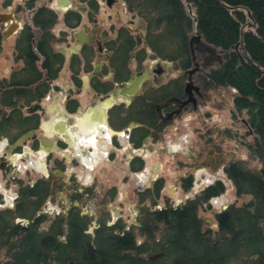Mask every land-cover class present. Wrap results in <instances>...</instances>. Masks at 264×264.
Returning a JSON list of instances; mask_svg holds the SVG:
<instances>
[{"label": "trees", "instance_id": "obj_1", "mask_svg": "<svg viewBox=\"0 0 264 264\" xmlns=\"http://www.w3.org/2000/svg\"><path fill=\"white\" fill-rule=\"evenodd\" d=\"M37 1H25L26 8L32 10L30 26L26 25L19 31L15 42L14 58H21L23 65L13 71L9 79H0V104L8 108V116L0 119V133H6L13 127L25 129L35 125L37 116H22V106L44 96L49 82L58 75L64 63L62 53L52 47L54 36L49 30L56 21V15L42 4L36 6ZM122 1L127 11L135 13L144 23V40L154 57L169 60L181 69L189 68L192 60L188 39L192 32L198 33L206 44L217 48L219 60H214V65L200 73L201 86L204 89L230 86L236 90L232 98L233 107L236 112L244 110L246 122L253 132L249 150L264 160V0ZM87 4L90 9H96L93 0H88ZM186 5L191 7L192 15L187 13ZM62 21L66 28H71L80 21V16L68 11ZM245 25L248 28L242 30ZM114 34V38L104 43L109 52L112 77L107 80L92 77V90L97 93L109 91L114 82L124 80L129 74L128 61L136 42L124 27L115 29ZM144 56L142 48L135 51L138 67ZM77 62L72 55L71 68ZM180 79L171 78L137 98L143 100L149 96L158 99L168 93L179 94ZM74 80L78 83L75 77ZM75 106L73 103L69 108L74 109ZM133 117L139 122L152 124L151 102L143 100L142 107L134 111ZM145 135L146 129L142 126L133 130L137 145ZM141 166L139 160L132 169ZM224 171L234 185L235 194L247 193L251 198L240 205L230 203L216 212L215 230H200L195 216L196 198L147 212V220L140 221L139 231L144 240L139 243L130 231L122 230L121 234H115L102 222L92 237L84 234L81 229L87 218H79L76 214L74 223H70L71 240L69 237L66 244L58 243L53 237V227L47 232L36 233L35 223L40 221L39 217L24 228L25 245L12 253L15 262L10 264H18L19 261L46 263L56 255L60 264H66L68 258L74 264H228L229 259L238 254L245 257L237 264H264V172L247 168L240 160L229 162ZM158 189L159 185H155V193ZM221 189L218 181L207 186L202 192V200ZM21 194L24 201L15 209L29 216L31 206L37 207L43 194L40 196L34 187L22 188ZM148 222L162 226L160 237L156 238L147 228L151 225ZM156 252H161V255L152 260L137 256L139 253Z\"/></svg>", "mask_w": 264, "mask_h": 264}, {"label": "rangeland", "instance_id": "obj_2", "mask_svg": "<svg viewBox=\"0 0 264 264\" xmlns=\"http://www.w3.org/2000/svg\"><path fill=\"white\" fill-rule=\"evenodd\" d=\"M25 1L0 0V13L14 14L20 26L30 24L31 12L26 8ZM87 1L38 0L35 3L36 6L40 4L46 6L56 15V21L49 30L54 36L52 47L63 53L64 63L42 99L38 103L22 108L26 113L37 112L42 120L49 117L50 107L63 108L65 100L75 98L78 109L68 116L72 132L79 129L75 122L77 115L101 97L95 95L82 80L84 77L88 79L90 74H97L101 78L110 75V71L107 75L101 74L100 71L102 64L107 65L108 53L104 50L103 41L114 38L115 29L118 27H124L136 42L128 63L131 73L135 72L136 66L132 54L139 47H143L145 51L140 70L146 73V79L139 85L138 92L144 90L146 86L159 85L183 72L172 62L152 57V52L144 41V23L135 13L127 11L122 0H93L96 9H90ZM66 9L76 10L80 14V23L72 29L65 28L62 21ZM247 23L250 25V22ZM248 25L243 26L242 30L247 29ZM2 27L3 25H0V28ZM77 33L84 35L85 39L82 42L86 45L85 52L90 58L88 71H84L83 68L77 70L81 80L80 86L73 84L68 64L72 52L79 57L80 67L86 60L78 49L82 42L77 40ZM192 34L193 32L190 35ZM15 35L1 43L0 77H7L12 69L21 65L20 60H14L12 57ZM194 60L200 63V72H203L214 65L215 58L205 51L194 49ZM192 66L193 64L190 67ZM199 77V73L194 74L192 80L201 86ZM180 82L183 84L186 82V73L182 75ZM201 91L194 108L188 105L180 114L172 116L157 128H149L150 132H154V136L144 139L138 148H131L126 134L103 138L99 133H95L97 157L91 167H85L79 155L73 153L67 144L59 145L55 149L56 152L45 156L47 170L51 165L57 164L65 174L73 172L71 177L73 179L66 181L63 186H56L55 176H47V173L46 176L42 175V178L49 182L50 191L42 204L45 215L40 227H47L57 217L64 218L69 198L75 204L70 208L73 212L85 213L87 227L91 232L98 228L101 222L104 224L119 222L133 232L140 242L144 240V235L139 231L140 221L147 220L145 219L147 212L163 206L179 205L196 198L198 204L195 216L199 220L200 230H215L216 212L230 203L240 205L251 198L247 193L235 194L234 185L225 173L224 166L230 161L240 160L247 168L263 169L264 172V160L249 150L248 144L253 141V133L244 125L243 120L246 118L244 110L236 113L230 110L236 90L230 86H218L210 89L201 88ZM23 134L11 142L12 150L0 147V161L2 156L6 159L11 156L10 150L20 151L13 167L4 171L0 169V190L6 191L10 197L15 195L19 184L33 182L41 176L36 168L27 163V156H23L24 148L33 149L34 139L38 142L41 139L56 138L54 134L46 135L38 127L22 136ZM74 135L78 137L76 133ZM0 141L4 142L1 136ZM88 146L86 143L84 150L91 151L92 148ZM74 148L79 147L76 145ZM134 154L138 155V161L142 162V166L137 170L129 168V160ZM54 156H57V162ZM28 157L35 160L36 155L29 151ZM68 157L71 158L69 161ZM216 181L222 185L220 192L202 200L203 190ZM70 185L80 189L81 193L67 194L66 188ZM155 185H159L157 193ZM222 205L225 207L221 208ZM58 209L60 213L56 215ZM147 228L152 230L156 238L160 237L162 232L160 224L147 225ZM12 239L15 240L14 237ZM140 255L146 257L148 254ZM6 257L8 254L1 247L0 258ZM244 257L239 254L233 256L228 264H237L243 261Z\"/></svg>", "mask_w": 264, "mask_h": 264}, {"label": "flooded vegetation", "instance_id": "obj_3", "mask_svg": "<svg viewBox=\"0 0 264 264\" xmlns=\"http://www.w3.org/2000/svg\"><path fill=\"white\" fill-rule=\"evenodd\" d=\"M85 4H86V1H85ZM28 10H30V9H28ZM68 11L75 12L80 16V14L76 10H73V9H66L64 11V14ZM30 12L32 14V10H30ZM2 13H6V12H2ZM30 18H31V16H30ZM17 23H18V21H17ZM79 23H80V21L76 25H78ZM0 25H3V27L0 28V47H1V43L4 39H7V38L11 37L12 35L16 34L15 39H14V43H13L12 57L14 60H20L21 61V65L15 69H12L9 72L7 77H0V79H9L11 73L13 71L18 70L23 65V61L21 58H14L15 42H16V38L18 36L19 31H21L23 29V27L26 25L30 26V24L26 23V24H23V26H20L18 23V29L6 38L2 37V32L6 30V27L8 24L5 22H0ZM75 26H73L71 28H67V29H72ZM76 38H77V40H81V42H82V40L85 39V37L82 33H77ZM110 39H112V38H110ZM110 39H106L105 41H103L104 50L108 53L107 65L102 64V67L100 70L101 74H103V75H107L108 71H110V75L109 76L107 75V76H104L103 78H101L97 74H90L88 79L84 77L82 80L84 82V84L87 87H89V89L95 95H100L101 97H100V99L95 100L94 101L95 103H93V105L86 106L85 109L83 111H81V113L79 115H77V117L75 118V122L78 125V128H79L78 130H74V132L71 131L72 126L70 125V120L68 118L69 115H71L73 112H75L76 109H78V102L75 98H68L67 100H65L63 108L58 107V106L50 107L49 112H48L49 117H47L46 119L40 120L39 114L37 112L26 113V112L22 111L21 112L22 116L29 115V114H34L37 116L35 125L32 127H29V128H25V129H19L20 127H13L11 129H9L6 133H0V136L3 137V139H4V142L0 141V147L1 148H6V147L11 148V150L13 148L12 147L13 145H11V142L13 140H15V138L18 135L24 133L22 135V136H24L26 134V132H30L31 130H33L36 127H38L39 130L44 132L46 135L54 134V136L56 137L55 139H41L38 142L36 139H34L33 149L30 147L24 148L23 156L24 157L27 156V159H28L27 163L30 164L32 167L36 168L40 172L41 176L39 178H36L33 182H26L23 184L22 183L19 184L17 186L15 195L12 197H10V195L7 194L6 191L0 190V248L3 247L5 253L8 254V257L0 258V264H10V262H12V261L15 262V258L12 256V253L15 252L17 250V248L25 245L24 237H25L26 231L24 230V228L29 226V224L34 222L37 218L40 217V221H38V223L37 222L35 223L36 233L37 232L38 233L47 232L48 229L53 227V229L55 231V233L53 234L55 242H58V243L60 242V243H64V244H66L68 242L69 237H70V240L72 238V236L69 235V233L71 230L70 229V223L71 222L74 223V219H73L74 214H76L79 218H82V219L86 218L85 213L79 214L78 212H76V211L73 212L70 209L71 207L75 206V204L73 202H71L72 199L68 198V208H67V212L65 213L66 214L65 217L64 218L62 216L57 217L47 227H45V228L40 227V224L44 220V215H45L44 214L45 211H44V209H42V204H43L47 194L50 191L49 182H47V180L45 178H42V175L46 176L45 173H47V176H53V177L55 176L56 181H57L56 186H63L66 181H69V180L72 181L71 179H73V178H71L73 175L72 174L73 172L65 174L63 172V169L57 164L51 165L50 169L47 170V166H46L47 164L45 162V159H46L45 156H48L50 153L56 152L55 149H57L59 145L67 144L69 146V148H71L73 153L76 152L79 155L78 157L84 162L85 167L86 166L91 167L93 165V162L96 161V157H97L96 156L97 155L96 154L97 153V147L95 144V140H96L95 133H99L100 135H102L103 138H107L110 136H112L114 138L115 135L126 134L128 141L131 144V148H138L143 143L144 139H146L147 137H150V136H154V132H150L149 128H157L159 125H162L164 121L170 120L172 116L180 114L181 110L186 108L188 105H190L192 108H194L196 106V103L198 101L197 97L200 96V94L202 93L201 88L204 89L202 86L195 84L192 80V76L194 74H198V73L200 74L201 73L200 72V66L201 65H200V63H197V62H195L196 63V69L190 74V79L192 80V84H195L198 87V92H195L192 89H190V91L192 92V95H193L192 98L189 99L188 94L184 93V90H183L184 84L183 83H181V91L179 94L168 93V94H166L163 97L158 98V99H152L149 96H147V98L146 97L143 98L145 103L151 102V104H152L153 115H154V122L152 124H145V123L139 122L138 119H135L133 117L134 111L137 112L140 109V107H142L143 100H139V98H137V97H138V95H143V94L147 93V91H152L150 89H155V88L160 87L161 85L167 83L171 78H175V77H171L167 81L160 83L159 85H156V86H146L143 88L144 90L138 92L139 85L142 83L143 80L146 79V73H144L143 71L140 70L141 67L140 66L138 67L137 62H136V66L134 69L135 72L131 73V69H130L129 64H128V68H129L128 76L124 80L114 82L112 85V88L109 91H107L105 93H97V92L93 91L92 86H91L92 82H93L92 77H97L99 80H107V79H111V77H112L113 70L109 66V61H108L109 52L106 49V47L104 46V43ZM79 45H80V47L78 49L80 50V53L84 56V58H86V60H84V62H83V65H81V67L79 66L80 59L73 52L71 53L70 59L68 61V64H70L72 55L78 61L77 64L72 65V68L69 65V67H70V69H69L70 70V78H71V80L75 86H80V83H81L80 82L81 80H80V77L78 75L77 70H79L80 68H83L84 71H88L90 69L89 68L90 67V64H89L90 58L87 56V53L85 52L86 45L83 44V42H82V44H79ZM135 47H136V45H135ZM139 48L143 49V47H139ZM133 49H134V47H133ZM138 49H136V50H138ZM57 51L61 52L60 50H57ZM134 54L135 53L132 54L133 58H134ZM62 55H63V53H62ZM152 57H154V56L152 55ZM157 58H159V57H157ZM159 59L169 61V60L162 59V58H159ZM202 60L204 61V58ZM169 62H171V61H169ZM128 63H129V61H128ZM202 63H204V62H202ZM140 64H141V61H140ZM187 69H182L183 70L182 74L179 76L177 75V77L182 78V75H184L186 73V80H187V75H188ZM56 77L54 79H56ZM74 77L78 80V83L74 80ZM54 79H52L49 82V86ZM0 92H1V89H0ZM40 100L34 101L32 103H38ZM32 103H30V104H32ZM73 103H76V106L74 107V109H70L69 107ZM29 105H24V106H22V108L29 106ZM230 110L232 112L236 113V111L233 107V104H232V107L230 108ZM7 111H8V108L6 106L0 104V119H1V117L8 116ZM243 122H244V125L246 127H248L249 130H251L250 127L248 126L247 122H246V118H244ZM140 126H142L143 128L146 129V135L142 138L141 142L137 145L136 141H135V137L133 136V130L137 127H140ZM74 133H76V136H78L77 138L75 137ZM7 139H9V140L7 141ZM75 139L79 140L80 144H82L83 147H80L77 145L79 148H74V146H76ZM86 143L89 145L88 147L92 148L91 152L93 154V158L91 160H87V158H86V152L90 153V150H84ZM30 145H32V144L30 143ZM81 148H82V150L80 151L79 149H81ZM11 150H10L11 156L9 158L6 159L5 156H2V158H1L0 169L3 171L5 169L9 170L11 167H13L15 162H16V158H17L18 154H20L19 153L20 151H18V150H13V151H11ZM29 151H33L35 153V155H36L35 160H32L30 157H28ZM54 158L56 159V162H57L58 161L57 156H54ZM69 159H71V158L68 157V161H69ZM230 162H232V161H230ZM129 163H130V165H129L130 169H132V167H136L137 163H138V155L134 154L132 156V158H130ZM132 170H137V168L132 169ZM84 178H86V174L84 175ZM205 181L207 182L208 178H206ZM24 187H29V188L34 187L37 191H39L40 196L43 194L39 205L37 207H36V205L31 206L32 209H31V213L29 216H27L24 213L20 214L15 209V206L17 204H21L24 201V200H22V197H21L22 196L21 189ZM0 189H1V187H0ZM66 190H67V194H70V195H73L74 193H78V194L81 193V190L75 189V186H73V185H70L68 188H66ZM60 194H62V193H59V195ZM52 196H54V195H52ZM39 197L37 200H39ZM59 203L63 204L62 201H59ZM59 210L60 209H58V211L55 212L56 215H58L60 213ZM87 222L88 221L85 219L84 224H82L83 228L81 229V232L84 234H89V236L92 237L93 232L101 227V223H99L100 226L98 228H95L91 232L89 230V228L87 227L88 226ZM103 225H104V227H108L107 230H110L112 233H115V234H121L122 230H127L125 227H123V225L121 223L118 224V222L113 223V224H112V222L109 224L103 223ZM127 231H129V230H127ZM131 233L134 236L133 232H131ZM13 237L15 238V240L12 239ZM136 242L139 243L138 240ZM90 243L91 242L88 241V244H90ZM123 253H125V252H123ZM137 256L140 259H148L146 257L141 256L140 253L137 254ZM155 258L156 257L148 259V260H152ZM18 264H60V262L58 261L57 255H56L55 257L53 256L52 258L47 259L46 263H41V262L34 263L32 261H24V262L19 261ZM66 264H74V261L72 259L68 258V259H66Z\"/></svg>", "mask_w": 264, "mask_h": 264}, {"label": "water", "instance_id": "obj_4", "mask_svg": "<svg viewBox=\"0 0 264 264\" xmlns=\"http://www.w3.org/2000/svg\"><path fill=\"white\" fill-rule=\"evenodd\" d=\"M186 11L189 15H192L191 7L189 5H186ZM246 13L248 14L247 11H246ZM192 21L195 22V19L192 18ZM0 22H5L8 24L6 27V30L2 32L3 38L8 37L9 35H11L13 32H15L18 29V23L16 21V18L10 12L0 13ZM188 48H189V52L191 54L193 66L187 69L188 75H187V80L184 83L183 90H184V93L188 94V98L190 99L193 97L190 89H192L195 92H198V87L195 84H192V80L190 79V74L196 69V63L194 61V49H197L201 52L205 51V52L211 54L215 58V60H219V55L217 52V48L206 44L204 42V40H202L200 35L196 32H194V34H192L189 37ZM75 142H76V145L83 147L82 144H80L79 140L75 139ZM79 150L81 151L82 148ZM86 158H87V160H91L93 158V154L91 151H90V153L86 152ZM260 171L263 173V169H260ZM159 255H161V252L148 254L146 256V258L151 259V258L157 257Z\"/></svg>", "mask_w": 264, "mask_h": 264}, {"label": "built area", "instance_id": "obj_5", "mask_svg": "<svg viewBox=\"0 0 264 264\" xmlns=\"http://www.w3.org/2000/svg\"><path fill=\"white\" fill-rule=\"evenodd\" d=\"M214 202H216V200H215V199H214ZM220 205H221V204H220ZM224 207H225V206H223V205L221 206V208H224Z\"/></svg>", "mask_w": 264, "mask_h": 264}]
</instances>
